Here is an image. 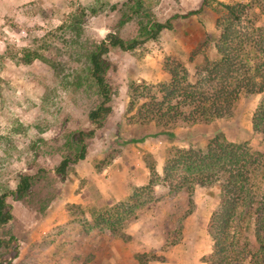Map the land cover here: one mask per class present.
<instances>
[{
	"label": "trees",
	"instance_id": "trees-1",
	"mask_svg": "<svg viewBox=\"0 0 264 264\" xmlns=\"http://www.w3.org/2000/svg\"><path fill=\"white\" fill-rule=\"evenodd\" d=\"M210 3H215L213 11L218 15L215 24L218 34L213 40L217 59L205 58L192 76L186 69L175 66L168 70L169 81L155 86L142 87L131 82L126 109L131 116L126 118L127 125L142 135L123 140V144L158 136L175 138L173 130L179 125L215 127L216 122L233 116L241 97H259L252 112L251 126L264 147V27L246 18L251 9L248 3L238 2L223 4L203 0L198 10L175 15L173 19L196 16ZM124 7L119 24L134 22L137 35L131 39L124 40L111 33L100 41L84 37L83 13L73 16L58 29L64 45L69 50H79L78 55L70 57L79 70L67 74L66 64L58 61L50 62V68L56 77L75 83L73 92H81L91 100L88 119L95 127L90 132L78 131L71 135L67 144L69 154L60 160L53 173L38 168L31 174H18L14 188H6L0 182V264L9 255L5 264H11L28 241L27 230L45 218L46 212L59 199V185L70 167L86 158L85 137L102 136L99 131L112 114L119 91L112 78L116 66L110 60V52L115 48L132 51L145 41L157 39L162 31L172 29L170 20L158 22L141 0H131ZM55 33L52 38L56 37ZM66 35L72 36V40L63 39ZM42 46L46 49L59 47L57 41L43 42ZM68 69L76 71L73 67ZM119 129L120 126L113 128L116 137H120L116 134ZM213 133L202 146L190 144L184 148H170L164 157L161 174L152 160L147 162V184L133 190L127 200L102 209L94 223L117 234L135 216V210L153 199L155 188L163 187L174 194L183 192L189 198V205H193L196 189L215 188L219 190V200L207 226L212 247L202 263L264 264V149L257 152L247 143L234 142L220 129ZM1 140L0 137V145ZM37 155L33 151L34 158ZM18 210L28 215L27 225L16 215ZM246 218L253 222L255 246L245 238L241 240L243 237L237 230Z\"/></svg>",
	"mask_w": 264,
	"mask_h": 264
},
{
	"label": "rangeland",
	"instance_id": "rangeland-1",
	"mask_svg": "<svg viewBox=\"0 0 264 264\" xmlns=\"http://www.w3.org/2000/svg\"><path fill=\"white\" fill-rule=\"evenodd\" d=\"M129 1L131 0H32L28 2L29 4L20 3L18 8L21 11L17 10L16 13L0 11V137L2 138L0 182L5 184L6 188L15 187L18 174H31L38 168L48 169L53 173L60 160L69 154L67 144L71 135L78 131L87 133L95 127L88 119L91 100H87L81 92H73L75 83L61 80L50 68V62L58 61L66 64L64 69L68 70L67 74L79 70L77 64L70 59L72 55H78L79 50H69L64 45L61 39L62 33L60 34L58 29L67 24L73 16L83 13L84 37L100 41L111 33L117 34L124 40L131 39L137 35L134 22L119 24L124 6ZM141 1L143 7L149 10L158 22L164 23L170 20L172 29L162 31L157 39L145 41L132 51L115 48L110 52V60L116 66L112 78L117 82L119 89L115 98V108L106 119L102 131H99L101 137L96 135L90 139L85 137L86 158L83 162L80 161L70 167L65 180L59 185V199L52 206L60 202L63 197L72 194L73 184L69 183L78 178L76 170L86 172L89 169L87 166L91 165L96 167L97 174H100L102 169L112 166L120 156L123 148L117 145L118 138L119 141L130 140L142 135L136 132V128L127 125L126 118L131 116L126 113L129 103L128 85L131 82L142 87L168 82L170 79L168 70L175 66L186 69L192 76L205 58L208 60L216 58L213 48V40L218 34L215 25L218 15L213 11L215 3H210L196 16L173 19L175 15L180 16L198 10L203 0ZM215 1L223 4L248 3L251 9L246 18L264 27V0ZM92 10L96 13H92ZM54 32L56 37L52 38ZM63 39L70 41L72 36L66 35ZM56 41L59 46L57 48L46 49L42 46L43 42ZM69 67L76 68V71L69 70ZM258 100L259 97H241L233 116L216 122L215 127L201 124L199 125L202 128L198 127L199 125L189 127L192 129L190 131L192 138L188 141L193 146H202L213 137L214 131L220 129L228 139L247 143L254 151L262 152L263 144L259 136L252 132L251 126L252 112ZM116 126H120L119 132L116 133L120 137H116L113 131ZM182 126H177L174 131L178 128H187ZM97 132L96 129L95 133ZM179 136L185 140L187 135ZM168 139L167 136H161L149 140L148 148L151 149L145 150L141 156L145 166L151 160L155 163L158 154L153 149L156 146L157 148L164 146L158 141ZM128 146L136 148L133 144ZM176 147L184 148L181 143ZM33 151L38 154L36 158L33 156ZM166 152L161 153L165 155ZM65 184L67 186L64 187ZM262 185L264 186V180ZM197 190L200 191L199 188ZM201 190L204 192H200L201 195L199 191L198 194H193V205L188 204L189 198L185 193L171 199L170 196L160 198V194L155 192L150 202L135 210V216L127 221L124 227L144 213V225L152 226L153 233L163 229L167 241V248L163 251L159 248L148 250V255H144L146 258L142 259L144 262L149 261L150 256L153 259L148 262L149 264L158 262L160 264L162 259L172 260L174 264L177 262L203 264L202 259L211 252L212 242L207 233V226L211 213L218 204L219 190L215 188ZM161 201L172 202L171 214H163L165 205L162 207ZM68 210L77 211L70 205ZM49 211L46 212L45 218ZM149 213L157 215L156 221L146 218V214ZM16 215L27 225L28 222L25 220H28V215L24 211L18 210ZM45 218L38 223L40 227L44 226ZM239 226L237 230H240L241 234L238 236L243 237L241 240L245 238L251 246H255L253 222L246 218ZM31 229L27 230V239ZM106 234L111 237L110 234ZM154 236L159 235L154 234ZM180 242H182L181 247L176 249V253L171 254L170 247L179 245ZM142 251L134 248L131 252L136 257L138 253H143ZM6 257L2 264L7 263L10 255L7 259Z\"/></svg>",
	"mask_w": 264,
	"mask_h": 264
},
{
	"label": "crops",
	"instance_id": "crops-1",
	"mask_svg": "<svg viewBox=\"0 0 264 264\" xmlns=\"http://www.w3.org/2000/svg\"><path fill=\"white\" fill-rule=\"evenodd\" d=\"M31 1L0 0V11L16 13L17 10L21 11L18 8L20 3L23 5ZM198 127L202 128L201 125ZM190 131L192 129L178 128L173 130L175 138L158 141V143L164 144L163 147L157 148L156 146L153 149L158 154L155 158V168L159 174H161L166 155V153L162 155L161 152H166V149L171 146H180V143L183 147L192 144L188 141L192 138ZM179 135L187 136L184 140ZM159 137L161 136L155 137V139ZM152 139L148 138L143 142L132 143L136 147L132 148L128 146L130 144L125 145L122 143L123 140L120 142L118 138L117 145L123 149L112 166L102 169L100 174H97L98 169L91 165L87 166L89 169L86 172L76 170L78 178L69 183L73 184L71 185L72 194L63 197L60 202L51 207L44 220V226L40 227L38 224L30 230L27 243L20 248L19 254L12 264H149L148 262L153 259L150 256L149 261H140V259L146 258L148 250L159 248L163 251L164 248L166 249L167 241L164 237V230L161 229L159 232L153 233L152 226L144 225V213L131 224L123 227L117 234L94 223L95 216L102 209L127 200L133 190L147 184L149 173L141 156L145 150L151 149L148 146H150L149 140ZM65 186L67 185L65 184ZM198 191L196 189L194 193L198 194ZM155 192L160 194V198L170 196L171 199L184 194L183 192L178 195L170 193L163 187L155 188ZM200 192L203 190L200 189ZM171 203V201L169 203L161 201L162 207L164 205L167 207H163V214H171ZM68 205L75 207L77 214L68 210ZM146 218L156 221L157 215L149 213L146 214ZM154 234L159 236H154ZM181 244L182 242L170 247L171 254L176 253V249H179ZM134 248L145 251L134 257L131 252ZM165 261L167 259H162L160 264ZM165 264L174 263L172 260H168Z\"/></svg>",
	"mask_w": 264,
	"mask_h": 264
}]
</instances>
